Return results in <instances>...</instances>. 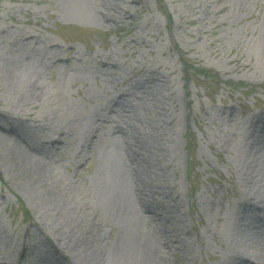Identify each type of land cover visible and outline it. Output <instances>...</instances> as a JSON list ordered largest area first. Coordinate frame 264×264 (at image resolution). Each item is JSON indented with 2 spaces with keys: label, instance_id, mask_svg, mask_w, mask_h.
Listing matches in <instances>:
<instances>
[{
  "label": "rangeland",
  "instance_id": "374dc122",
  "mask_svg": "<svg viewBox=\"0 0 264 264\" xmlns=\"http://www.w3.org/2000/svg\"><path fill=\"white\" fill-rule=\"evenodd\" d=\"M260 129L264 0H0V264H264Z\"/></svg>",
  "mask_w": 264,
  "mask_h": 264
},
{
  "label": "bare ground",
  "instance_id": "6f19581e",
  "mask_svg": "<svg viewBox=\"0 0 264 264\" xmlns=\"http://www.w3.org/2000/svg\"><path fill=\"white\" fill-rule=\"evenodd\" d=\"M113 120H115V119H113ZM120 130H121L120 133L123 132V131H125L121 127H120ZM260 130H262V133H261V135L259 136L258 140L255 143L256 144L255 149L257 151H264V129H260ZM125 145H126V150H125L126 153L128 154V156H131V159H134V156H136V154L139 152V149L133 147L131 144H125ZM20 160H22V158ZM42 164L43 163H36L35 166L40 167ZM137 166L140 167V170L142 169L139 164H137ZM40 175L43 177V182L45 183L46 181H49L47 183L50 185V178L48 177L47 173L46 172L45 173H41ZM259 176L261 178L263 176L262 173H260ZM139 204H140L141 210H144L145 211V209H146L149 212H152L153 216H156V215H159L160 214V208H159V206L154 201H151L149 199H145V200L144 199L143 200L141 199L139 201ZM245 205L247 206V212L250 211V210H253V209L255 210L254 205H251V204H245ZM262 213L264 215V211H262ZM263 215L262 216H259L258 219L256 221H254V222H251L250 221V224L247 226V230L249 228H254L253 226H256V224L257 225H260L261 227H264V216ZM161 225H162L161 234L165 238L166 237V232L168 233L169 230L167 229V225L166 224H163L162 223ZM163 228L165 229V231H163ZM168 228H169V226H168ZM244 235H248L249 236V231H245ZM180 244L182 245L183 243H180ZM167 246H169V245H167ZM90 253H93V250H91ZM238 257H239V261L240 262L242 261L239 264H254V263H257V261L255 259H252V258H248V259H250V262L251 263L250 262H243L244 257L247 258V256H244L242 254H240V256H238Z\"/></svg>",
  "mask_w": 264,
  "mask_h": 264
},
{
  "label": "trees",
  "instance_id": "16d2710c",
  "mask_svg": "<svg viewBox=\"0 0 264 264\" xmlns=\"http://www.w3.org/2000/svg\"><path fill=\"white\" fill-rule=\"evenodd\" d=\"M201 72H202V71H201ZM203 72H204V73H203ZM203 72H202V74H203V77H205V76H206V75H205V72H206V71H203Z\"/></svg>",
  "mask_w": 264,
  "mask_h": 264
}]
</instances>
